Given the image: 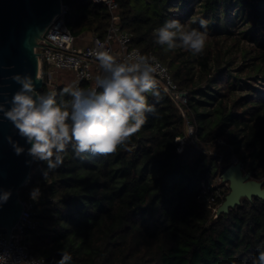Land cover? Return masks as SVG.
Segmentation results:
<instances>
[{"label": "trees", "instance_id": "obj_1", "mask_svg": "<svg viewBox=\"0 0 264 264\" xmlns=\"http://www.w3.org/2000/svg\"><path fill=\"white\" fill-rule=\"evenodd\" d=\"M63 1L75 37L105 34L110 14L103 2ZM118 3L119 24L131 33L132 45L157 56L188 92L193 141L185 117L156 82L160 100L145 93L154 111L115 153L76 156L69 145L47 179L46 162L33 161L20 189L22 199H30L34 187L41 193L34 201L38 223L29 230L30 252L50 264L61 251L71 254V264H252L264 243V199L244 198L215 216L200 195L233 156L264 180V0ZM168 20L179 21L185 32H206L203 53L193 55L179 41L167 52L157 45L154 31ZM223 39L234 42L224 50ZM234 48L243 57L237 66ZM67 86L45 83L39 93H55L59 102Z\"/></svg>", "mask_w": 264, "mask_h": 264}, {"label": "clouds", "instance_id": "obj_2", "mask_svg": "<svg viewBox=\"0 0 264 264\" xmlns=\"http://www.w3.org/2000/svg\"><path fill=\"white\" fill-rule=\"evenodd\" d=\"M200 25L207 30L206 21L201 20ZM154 36V42L166 52L175 49L178 41L193 55L198 56L205 49L206 32H185L177 20L166 21L154 31ZM94 55L103 70L96 78V88L85 91L74 83L63 89L58 102L55 93L36 92L31 76L16 74L12 79L20 85L19 89L6 102L7 107L0 104V113L12 123L25 145H30L25 148L8 137L14 153H26L32 161L46 162L47 170L42 173L45 179L48 171L63 163L69 145L76 156L115 153L140 129L145 113L154 111L147 104L145 93H151L157 101L161 98L154 78L158 65L154 67L149 58L137 55L135 62L118 63L108 51ZM40 195L38 187L29 192L33 201ZM10 196V190L3 191L0 202L7 203ZM257 252L252 264H264V243L257 246ZM60 257L55 264H71L72 256L67 251H61Z\"/></svg>", "mask_w": 264, "mask_h": 264}, {"label": "water", "instance_id": "obj_3", "mask_svg": "<svg viewBox=\"0 0 264 264\" xmlns=\"http://www.w3.org/2000/svg\"><path fill=\"white\" fill-rule=\"evenodd\" d=\"M61 4L62 0H0V104L7 107L6 102L19 89L20 85L12 79L16 74L31 76L38 93L46 83L48 77L39 74V55L35 48L61 12ZM8 137L25 148L30 147L0 113V196L3 191H11L7 203L0 202V233L7 234L6 246L24 208L20 189L27 184L33 163L26 153L19 156L14 153ZM220 176L229 182V192L218 206L217 214L228 212L244 198L264 199V180L252 177L240 160L224 165Z\"/></svg>", "mask_w": 264, "mask_h": 264}, {"label": "built area", "instance_id": "obj_4", "mask_svg": "<svg viewBox=\"0 0 264 264\" xmlns=\"http://www.w3.org/2000/svg\"><path fill=\"white\" fill-rule=\"evenodd\" d=\"M94 1L103 2L109 11L110 21L105 34L100 35L94 32L90 35L88 43L80 45L79 38L71 33L65 23V16L69 7L62 0L61 12L54 17L43 33L39 46L35 48L39 55V74L44 77L47 76L46 83L54 85L57 83L53 76L54 72L69 73L70 78L66 80L67 85L78 83L80 88L87 91L96 88V78L103 74L99 61L94 55L95 52L108 51L116 58L118 63L135 62L137 55L147 57L154 67L158 65L154 78L156 82L161 84L164 91L172 98L185 117L187 135L189 140L193 141L194 125L187 118L188 92L179 86L169 67L157 56L153 53L144 55L138 47L132 45L131 33L121 28L119 24L118 0ZM81 40L83 41V39ZM48 41L57 46L49 44ZM45 66L48 68L47 71H45ZM178 140L181 144L184 143L182 137H178ZM220 142H223V140L220 139ZM238 160L236 156H233L231 162ZM215 180L216 178L206 186L204 185L200 197L203 202L215 210V216H217L219 205H217L216 200L225 197L229 182L224 181L221 176L218 177L219 182ZM22 201L24 208L18 223L10 233L7 246V234L0 233V264H50L44 257L37 256L29 250V230L34 229L38 222L33 216L34 201L31 198L22 199Z\"/></svg>", "mask_w": 264, "mask_h": 264}, {"label": "rangeland", "instance_id": "obj_5", "mask_svg": "<svg viewBox=\"0 0 264 264\" xmlns=\"http://www.w3.org/2000/svg\"><path fill=\"white\" fill-rule=\"evenodd\" d=\"M89 35H91V34H86V36H89ZM206 37L207 36H205V42L207 41ZM81 39H83V37L78 39L79 42L82 41ZM233 42H234V40H230V39L229 40H225V39H223L221 46L225 50V49H227L229 47V45L233 44ZM242 45L245 46V47H248V48L251 47V45H249L247 42H242ZM231 51H232V56H233L234 61H235L234 65L237 66V65L243 63V57L241 56L240 50H238L237 48H234ZM249 57H251V56H249ZM53 76H54V79H56V80L57 79L68 80L70 78V74L69 73H65V72H61V71L60 72H54ZM244 170L246 171L245 168H244ZM219 175H220V173L215 177L216 178V180H215L216 182H219L218 181V177H220ZM225 186H226V184H225ZM226 190H227V193H228L229 192V187L226 188Z\"/></svg>", "mask_w": 264, "mask_h": 264}, {"label": "crops", "instance_id": "obj_6", "mask_svg": "<svg viewBox=\"0 0 264 264\" xmlns=\"http://www.w3.org/2000/svg\"><path fill=\"white\" fill-rule=\"evenodd\" d=\"M89 38H90V35H89V36H84V37H83V41H80L79 44L81 45V44H83V43H88V42H89ZM56 82L59 84V83H64V82H66V80H64V79H61V80H60V79H57Z\"/></svg>", "mask_w": 264, "mask_h": 264}]
</instances>
